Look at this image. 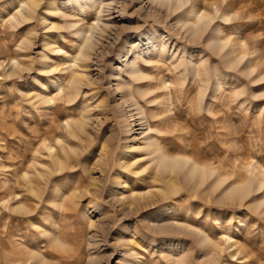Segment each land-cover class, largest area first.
<instances>
[{
    "label": "rangeland",
    "instance_id": "374dc122",
    "mask_svg": "<svg viewBox=\"0 0 264 264\" xmlns=\"http://www.w3.org/2000/svg\"><path fill=\"white\" fill-rule=\"evenodd\" d=\"M20 1L0 0V264L39 257L44 264H264V0L194 3L215 16L205 37L220 26V57L206 49L205 37L183 39L174 17H152L148 0H114L104 18L108 32L79 71L71 102L63 95L73 33L87 29L97 9L42 0L30 20L16 24ZM231 46L235 66L226 63ZM136 53L152 60H138L147 79L126 74ZM180 59L185 80L174 69ZM202 61L201 83L190 69ZM48 94L53 103H41ZM137 108L157 150L202 166L203 186L156 172L153 156L136 149L145 128ZM81 122L84 129L72 134ZM217 179L220 187L210 192ZM235 185L249 187L247 197L222 199Z\"/></svg>",
    "mask_w": 264,
    "mask_h": 264
},
{
    "label": "bare ground",
    "instance_id": "6f19581e",
    "mask_svg": "<svg viewBox=\"0 0 264 264\" xmlns=\"http://www.w3.org/2000/svg\"><path fill=\"white\" fill-rule=\"evenodd\" d=\"M42 0H23L18 3L16 15L12 16L11 20L12 22H16V24H20L22 21L30 20L35 12H37V8L40 7V2ZM66 2V5H71L72 9L77 11L80 9V12H84L85 9L89 8H96L97 9V16L93 20V23L88 26L87 29L83 30H77L73 34L75 38L77 39V42L74 43V55L69 57V62L71 65L69 66V70L71 71L70 79L67 88L65 90V94L63 95L64 99H66L67 102H71L78 94L80 88H81V81L83 77V73L79 71H83L89 67V63L91 61V58L94 54V51L98 44L101 41V38L108 32L110 21L108 19L104 20V18H108V13L110 12L112 3L114 0H64ZM197 0H148L149 4L153 7V11L155 15L152 17H158L163 16L165 19L173 18L175 21L174 26H179V29L177 30V33L180 31L183 34V39L187 40L188 42L194 43L196 41L202 40L205 35L207 34L211 22L215 19V16L211 17L210 13L201 12L199 10H196L194 7V3H196ZM204 1V0H203ZM210 1V0H209ZM202 2V1H201ZM207 2V0L205 1ZM217 2V1H216ZM220 2V1H218ZM88 3L90 6H88ZM211 5V4H210ZM214 6V9L217 14H219L218 7L216 4H212ZM221 5V4H220ZM55 6V5H54ZM222 6V5H221ZM54 11L53 5L50 4V7L46 9V13H52ZM211 11V10H209ZM61 12V11H60ZM86 13V12H85ZM48 15V14H47ZM61 15V14H60ZM220 15V20H224L222 16ZM64 16V15H62ZM219 16V15H217ZM227 19V18H226ZM33 20V19H32ZM46 23V22H45ZM43 23V24H45ZM71 28H74L76 25L69 23ZM173 27H170L168 31L173 30ZM221 29L220 26L217 25L216 28L213 29L212 33L207 35L205 37V47L212 53L215 57H220L222 53L224 52V49L226 47V43L223 41V39L220 37ZM150 36L147 37V40L150 41ZM27 40V39H26ZM24 40V41H26ZM29 41V40H28ZM22 43V42H21ZM28 43V42H27ZM30 43V41H29ZM165 42L164 44L167 46ZM24 45V44H23ZM26 45V44H25ZM24 45V46H25ZM27 46V45H26ZM165 46V47H166ZM163 47L161 54L166 52V48ZM232 48V46H231ZM230 48V49H231ZM149 53L153 56L156 55L158 52L154 47H150ZM234 49L232 48L228 53H226V58L228 65L235 66L238 64L237 57L234 58ZM140 54H135L134 59L130 62L126 63V74L134 81H139L143 79H147V76L142 72L140 67L138 66V60L139 57L144 61L146 64H150L152 62L151 59H144V55L141 56ZM236 55V54H235ZM13 63V61H12ZM14 66L16 63L14 62ZM20 65V64H19ZM200 67H202V71L200 70ZM13 68V67H12ZM182 68L184 71L183 74V80L187 78V74H189V71L186 67L184 59H180L177 65L174 66V69H180ZM207 62L202 61L200 65H191V71L190 74L193 78L196 77L200 80L202 83L203 78H206L207 73ZM249 68V67H248ZM13 68L12 70L14 71ZM19 70H22L19 68ZM12 71V73H13ZM23 71V70H22ZM47 72V71H46ZM50 73V69L48 70ZM47 72V73H48ZM247 72V71H246ZM14 74V73H13ZM16 74V73H15ZM246 74V73H245ZM248 74H250L248 72ZM11 75V74H10ZM9 75V76H10ZM251 75V74H250ZM193 80V79H192ZM194 81V80H193ZM66 83V84H67ZM53 87L58 92L62 91L60 84L53 83ZM63 89V88H62ZM205 89H203L204 91ZM61 93V92H60ZM203 93V92H201ZM59 95V94H58ZM76 95V96H75ZM62 96V94H61ZM53 97L48 94V97H43L41 103H53ZM56 98V97H55ZM60 98V96H59ZM129 100H132L135 102L134 98L132 97V94H128ZM60 100V99H59ZM62 101V100H61ZM60 101V102H61ZM65 101V100H64ZM137 105V103L135 102ZM137 116L140 121V126H145L144 129L141 131V135H143V147L136 148L137 150H141L145 152L147 157H152L151 161L155 162L156 166V172H161L163 175L169 174V175H175L180 176L183 178L184 181H186L189 185L194 184L198 186H203L205 183V175H203V169L196 164H194L192 161H190L188 158H185L183 156H175V157H169L167 155L162 154L159 150H157V144L155 140L152 137L153 130L148 124L147 117L144 113V111L141 108H137ZM132 117V116H130ZM138 126V125H137ZM70 127V126H69ZM76 127V128H75ZM85 127V122L78 123L76 126L71 129V133H75L78 131H82ZM70 132V131H69ZM133 127H130L127 131V133H132ZM133 141L136 140V137L133 136ZM51 146H47V151H51ZM64 152V151H63ZM56 154H54L55 156ZM55 164L62 165L64 163V160L59 157H55ZM211 172V171H210ZM161 175V174H160ZM175 180V179H174ZM219 181H216L215 185H212L213 187L210 188V192H215L220 187V180L223 179H217ZM225 181V180H224ZM223 184V183H222ZM249 184H247L248 186ZM170 190L173 192L175 191V184L174 181L169 182ZM236 186V185H235ZM233 188L229 187L226 189V192L221 195L222 199H235L238 197L239 199H243L247 197L248 188L246 185L242 187H235ZM241 186V185H240ZM211 187V186H210ZM259 187V185H258ZM260 188V187H259ZM213 194V193H211ZM57 196V195H56ZM128 200V198H126ZM131 199V197H129ZM243 201V200H241ZM132 206V203L130 204ZM151 219V218H150ZM152 222V221H151ZM158 227V226H157ZM156 228V226H155ZM160 230V229H159ZM157 230V231H159ZM202 240L199 241V244L201 247H203L207 243V237L201 238ZM135 259V258H134ZM35 264H44V260L39 257V259L36 260ZM126 264H135L132 262H126Z\"/></svg>",
    "mask_w": 264,
    "mask_h": 264
}]
</instances>
